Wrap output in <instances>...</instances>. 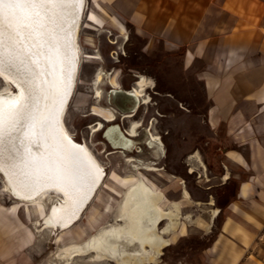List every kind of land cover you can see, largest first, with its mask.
Returning a JSON list of instances; mask_svg holds the SVG:
<instances>
[{"label":"rangeland","instance_id":"obj_1","mask_svg":"<svg viewBox=\"0 0 264 264\" xmlns=\"http://www.w3.org/2000/svg\"><path fill=\"white\" fill-rule=\"evenodd\" d=\"M77 29L78 65L62 122L71 140L84 143L103 169L101 185L72 225L61 230L44 225L51 206L62 200L60 192L49 191L46 197L36 199L39 205L17 199L5 189L7 184L0 172L1 256L8 244L15 264H117L92 259L91 253L72 257L63 251L73 244H84L107 222L115 224L110 213L104 211L105 206L114 210L120 193L136 178L137 173L132 172L127 159L153 162L143 145L144 131H148L162 143V158L155 163L156 173L167 182L178 178L181 183L173 188L179 206L173 230L175 239L161 249V256L154 262L142 264H204V250L214 239L219 222L211 219L212 210L222 202L224 189L233 194L236 183L230 179L226 185L203 188L207 176L220 174L221 164L213 163L216 157H211L216 142L211 137L208 101L200 80L184 72L182 55L164 50L157 40L153 42L136 34L129 23L100 0H83ZM98 72L102 75L98 86L100 97L94 98L95 88L90 84ZM139 79L149 81L143 92L147 102L134 112H130L123 94L108 100L111 90L128 91ZM3 92L13 95L16 89L0 78V93ZM92 105L110 109L115 119L105 122L93 115ZM131 122L140 125L136 136L140 141L135 142L131 153L113 148L104 139L103 133L109 126L116 125L125 134ZM97 123L101 128L92 134L90 130ZM190 152L200 162L211 158L212 163H190ZM190 165H194L193 174ZM131 174L133 177L129 178ZM138 175L153 191L163 189V183L153 180V173L141 170ZM182 192L186 199L177 200ZM169 204L170 199L163 197L158 206L165 210ZM166 223L161 220L157 230L160 232Z\"/></svg>","mask_w":264,"mask_h":264},{"label":"bare ground","instance_id":"obj_2","mask_svg":"<svg viewBox=\"0 0 264 264\" xmlns=\"http://www.w3.org/2000/svg\"><path fill=\"white\" fill-rule=\"evenodd\" d=\"M34 1L29 21L13 17L14 27L0 32V78L16 89L13 95L0 93V172L5 189L17 199L39 205L36 199L46 197L49 191L60 192L62 200L51 206L44 225L64 230L95 196L104 176L86 145L74 143L62 122L78 65L76 35L82 0ZM101 80L98 72L90 84L95 88L94 98L100 97ZM148 87L149 81L139 79L128 91L111 90L108 100L123 94L130 112H134L147 102L143 92ZM91 112L106 122L115 119L108 108L92 105ZM139 126L131 122L128 136L119 132L118 126H109L103 137L113 148L131 153L135 142L140 141L134 139ZM100 128L97 123L90 131L93 134ZM143 145L150 155L162 156L158 136L145 131ZM127 161L136 178L120 193L114 210L109 205L104 209L115 224L107 222L84 244L75 242L62 250L68 256L91 253L95 260L142 264L154 262L161 249L175 239L179 206L172 202L167 209H160L162 194L138 175L141 170L157 171L155 163L140 158ZM163 219L167 223L159 232L157 225Z\"/></svg>","mask_w":264,"mask_h":264},{"label":"crops","instance_id":"obj_3","mask_svg":"<svg viewBox=\"0 0 264 264\" xmlns=\"http://www.w3.org/2000/svg\"><path fill=\"white\" fill-rule=\"evenodd\" d=\"M100 1L136 34L182 55L184 72L199 79L206 93L216 142L211 157L218 147L213 163L221 164V172L207 176L203 188L231 179L236 189L222 195L211 213L219 222L204 264H264V0ZM192 152L190 163H212ZM157 156L151 155L152 163L162 158ZM153 180L164 184L157 191L162 198L176 203L173 188L181 181L167 182L156 171ZM179 199H186L183 192ZM15 263L6 244L0 264Z\"/></svg>","mask_w":264,"mask_h":264},{"label":"water","instance_id":"obj_4","mask_svg":"<svg viewBox=\"0 0 264 264\" xmlns=\"http://www.w3.org/2000/svg\"><path fill=\"white\" fill-rule=\"evenodd\" d=\"M34 2V0H0V24H2V31L0 32H8L11 27H14L12 24L13 17H21L23 20L29 21L28 17L30 13L34 11ZM82 7L83 0L80 7L79 18Z\"/></svg>","mask_w":264,"mask_h":264},{"label":"flooded vegetation","instance_id":"obj_5","mask_svg":"<svg viewBox=\"0 0 264 264\" xmlns=\"http://www.w3.org/2000/svg\"><path fill=\"white\" fill-rule=\"evenodd\" d=\"M135 77H137V76H135ZM129 116H131V115H129ZM102 120L104 121V119H102ZM105 122H106V121H105ZM94 125H95V124H94ZM125 134H126V136H128V135H127V133H125ZM215 149H216V147H215ZM218 149H219V148L217 147V151H216V153H215V154H218V153H217V152H219V151H218ZM215 154H214V156H213V157H216V159H215V158H213V161H214V162H217V156H216Z\"/></svg>","mask_w":264,"mask_h":264},{"label":"trees","instance_id":"obj_6","mask_svg":"<svg viewBox=\"0 0 264 264\" xmlns=\"http://www.w3.org/2000/svg\"><path fill=\"white\" fill-rule=\"evenodd\" d=\"M229 191H230L229 189H224L223 193L226 195V194H228ZM222 198H223V197H222ZM219 205H220V204H219Z\"/></svg>","mask_w":264,"mask_h":264},{"label":"snow or ice","instance_id":"obj_7","mask_svg":"<svg viewBox=\"0 0 264 264\" xmlns=\"http://www.w3.org/2000/svg\"><path fill=\"white\" fill-rule=\"evenodd\" d=\"M0 31H2V24H0Z\"/></svg>","mask_w":264,"mask_h":264}]
</instances>
